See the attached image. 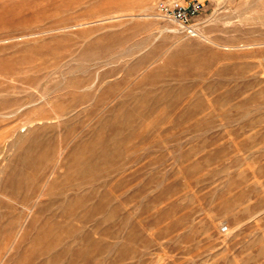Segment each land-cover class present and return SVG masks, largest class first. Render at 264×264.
<instances>
[{
  "label": "rangeland",
  "instance_id": "1",
  "mask_svg": "<svg viewBox=\"0 0 264 264\" xmlns=\"http://www.w3.org/2000/svg\"><path fill=\"white\" fill-rule=\"evenodd\" d=\"M158 1L0 0V264H264V0Z\"/></svg>",
  "mask_w": 264,
  "mask_h": 264
},
{
  "label": "built area",
  "instance_id": "2",
  "mask_svg": "<svg viewBox=\"0 0 264 264\" xmlns=\"http://www.w3.org/2000/svg\"><path fill=\"white\" fill-rule=\"evenodd\" d=\"M203 5L197 0H160L156 4L157 15L180 27L186 34L195 35ZM222 232L227 228L222 227Z\"/></svg>",
  "mask_w": 264,
  "mask_h": 264
},
{
  "label": "crops",
  "instance_id": "3",
  "mask_svg": "<svg viewBox=\"0 0 264 264\" xmlns=\"http://www.w3.org/2000/svg\"><path fill=\"white\" fill-rule=\"evenodd\" d=\"M208 1V0H207ZM209 1H212V0H209ZM199 2V1H198Z\"/></svg>",
  "mask_w": 264,
  "mask_h": 264
},
{
  "label": "bare ground",
  "instance_id": "4",
  "mask_svg": "<svg viewBox=\"0 0 264 264\" xmlns=\"http://www.w3.org/2000/svg\"><path fill=\"white\" fill-rule=\"evenodd\" d=\"M54 170V169H53Z\"/></svg>",
  "mask_w": 264,
  "mask_h": 264
}]
</instances>
